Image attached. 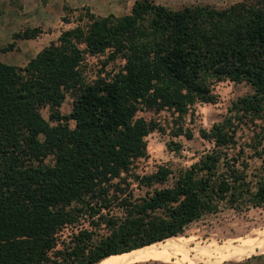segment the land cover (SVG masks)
Here are the masks:
<instances>
[{"label":"trees","instance_id":"trees-1","mask_svg":"<svg viewBox=\"0 0 264 264\" xmlns=\"http://www.w3.org/2000/svg\"><path fill=\"white\" fill-rule=\"evenodd\" d=\"M104 51L118 67L84 81L80 62ZM226 78L252 90L231 102L236 118L264 114V0H133L120 15L87 12L23 65L0 60V264H97L173 238L223 205L262 204L264 176L246 178L231 116L198 128L212 146L176 172L130 169L146 156L137 110L180 118L196 100L215 101L211 84ZM172 132L191 136L181 125ZM244 143L264 163V127Z\"/></svg>","mask_w":264,"mask_h":264},{"label":"rangeland","instance_id":"rangeland-1","mask_svg":"<svg viewBox=\"0 0 264 264\" xmlns=\"http://www.w3.org/2000/svg\"><path fill=\"white\" fill-rule=\"evenodd\" d=\"M152 1L177 8L183 4L194 3L223 6L234 0ZM132 2L133 0H0V60L23 65L44 44L55 39L62 29L82 23L86 19L87 12L96 15L108 13L120 15L130 9ZM26 27H38L40 31L31 37H13L14 32ZM9 43H12V46L5 48ZM120 61L118 57L107 59L106 51L85 55L80 62L82 79L90 81L97 75L117 68ZM211 88L216 94L215 101L196 100L188 105L186 112L180 118L171 109L165 107L159 110L136 111V115L141 117L147 126L144 135L146 156L134 160L130 168L132 171L149 172L157 164L165 163L176 172L179 168L189 165L198 159L201 152L212 146L211 140L199 135L198 128L208 129L213 122L231 116L235 122L236 149L241 145L243 149L241 156L247 160L246 178L251 179L254 184L257 177L264 176L261 156L252 154L251 148L244 143L264 127V114L251 118L250 115L236 118L234 109L231 108V102L237 96L252 91L250 85L242 80L233 81L226 78L213 82ZM69 106L70 96L65 94L60 104V111L67 112ZM40 112L47 117L46 107L41 108ZM178 125L188 128L191 136L186 137L183 133L173 134L172 131ZM174 144H177V148L171 146ZM227 152L231 153V150ZM170 180L171 177L168 178V182ZM132 185L135 193L143 191V187L135 186V183ZM67 231L68 228H65L62 235ZM173 238L174 241H186L187 247L184 252L164 250L158 242L151 247V251L156 252L155 255L128 264H264V201L254 206L223 205L217 211L204 213L191 221ZM244 241L249 242L251 248L238 252L237 256H231L229 259L223 258L232 252L233 247L244 245ZM206 245H211L212 249L221 245L225 253L218 258H195L193 246Z\"/></svg>","mask_w":264,"mask_h":264},{"label":"bare ground","instance_id":"bare-ground-1","mask_svg":"<svg viewBox=\"0 0 264 264\" xmlns=\"http://www.w3.org/2000/svg\"><path fill=\"white\" fill-rule=\"evenodd\" d=\"M174 239L175 238H169V239H166L165 241H160L159 245L162 246V248H164V250H171L173 252L174 251L175 252L176 251L184 252L186 250V247H187L186 241H183V240L174 241ZM244 242L245 243L242 246L233 247L232 252H230L229 254H226L225 257H223V258L229 259V257H231V256H237L238 252L240 253L241 251H244L245 249L251 248V246L248 245L249 242H246V241H244ZM198 246H199V244H198ZM151 247H152V244L146 245V246L141 247V248L133 249V250L128 251V252L110 255V256L103 258L97 264H128V263L138 261L141 259H147L149 255H155L156 254L155 251H151ZM187 250L189 251V249H187ZM192 250L194 251V253L196 255L195 258L197 257L198 259L200 257L218 258V257L223 256L222 254L225 253L224 247L221 245H217L214 249H212L211 245H206V246H201V247H194L193 246ZM183 260H184V258H183Z\"/></svg>","mask_w":264,"mask_h":264}]
</instances>
